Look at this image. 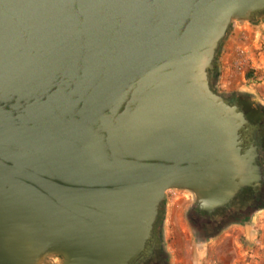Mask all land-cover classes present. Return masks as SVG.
<instances>
[{"label":"water","instance_id":"water-1","mask_svg":"<svg viewBox=\"0 0 264 264\" xmlns=\"http://www.w3.org/2000/svg\"><path fill=\"white\" fill-rule=\"evenodd\" d=\"M264 0H0V264H139L166 193L213 214L264 181L210 78Z\"/></svg>","mask_w":264,"mask_h":264},{"label":"rangeland","instance_id":"rangeland-1","mask_svg":"<svg viewBox=\"0 0 264 264\" xmlns=\"http://www.w3.org/2000/svg\"><path fill=\"white\" fill-rule=\"evenodd\" d=\"M263 21L264 17L259 18L252 23L236 22L232 25L229 35L221 46V50L215 64V67L220 74L216 85L213 87L221 93H228L225 89V86L230 79L228 73H233V76L231 77L232 81L229 83H232L231 87L236 89H234V92H237V89H240L243 94L250 97V102L260 106L264 111V38H260L256 47H252L255 45L250 44L253 39L250 41L247 29L249 25L253 26L261 24V26H263ZM247 71H250L252 76V79L249 81L244 79V74ZM262 163L264 170V157L262 159ZM192 203L193 198L189 193L183 191H169L166 193L165 201L162 206L163 214L165 218H168L171 222L176 221V217H183L186 211L191 210ZM263 211L264 210L258 211V213ZM215 220L217 221V219ZM184 226L187 228V232L189 234L186 241V243L190 246L189 252L183 255V253L180 254L175 251V255L172 256V259H168L169 264H221L222 259L220 260V258L218 261L214 259L212 262H208V256L203 260L197 259V257H194L197 253L192 249H196L198 246L202 249L203 246L207 244L215 241L218 242V240L223 238L225 232L215 240L202 241L197 236L193 235L186 225ZM170 246H174L173 248L175 250V239L170 243Z\"/></svg>","mask_w":264,"mask_h":264},{"label":"crops","instance_id":"crops-1","mask_svg":"<svg viewBox=\"0 0 264 264\" xmlns=\"http://www.w3.org/2000/svg\"><path fill=\"white\" fill-rule=\"evenodd\" d=\"M261 24L253 25L247 28L250 36L252 47H256L260 38H264V21ZM255 39V40H254ZM251 47V48H252ZM230 76L229 82L232 81L233 73H228ZM243 78V77H242ZM244 80V79H242ZM227 83L225 89L227 92H232V83ZM234 83V82H233ZM236 90V89H235ZM242 91L237 89V92ZM172 225V228L170 227ZM187 228L184 226L183 217H176V221L167 220L163 228V237L167 241L172 236H175V250L174 246L167 245V253L172 259L175 251L183 255L189 252V245L186 243ZM197 253V259H204L208 256V262L222 259L221 264H264V211L257 213L251 222L245 226H234L229 228L223 238L196 249H192ZM180 262V260H179Z\"/></svg>","mask_w":264,"mask_h":264},{"label":"flooded vegetation","instance_id":"flooded-vegetation-1","mask_svg":"<svg viewBox=\"0 0 264 264\" xmlns=\"http://www.w3.org/2000/svg\"><path fill=\"white\" fill-rule=\"evenodd\" d=\"M262 16L263 15H261L259 18H262ZM219 74L220 72H218L216 67H214L210 72L211 83L213 86L216 85V82L219 78ZM215 91L222 96L224 95L223 97L226 100H228L230 103H235L236 106L244 114L246 120L250 123L248 118L249 116L248 105H250L251 107L252 105H256V104L250 102V97L248 95L243 94L239 91L238 92L232 91L228 93L226 92L221 93L219 90H215ZM250 124L256 127L257 139L259 140V145L261 146V150L264 151V136L261 135L262 121L257 124L254 123H250ZM253 191H255V194L251 197L252 202H250L247 206L246 204H243V202H241V204L236 205L233 208H229L230 210H228L225 214H221L216 217H212L210 219L205 218L202 215H198L195 212H192V209L188 210L183 215L184 225H186L190 229L193 235L197 236L202 241L215 240L234 225L244 226L253 219L254 215L258 213V211H262L259 210V207H264V181L261 184L260 188L254 189ZM230 205L228 207H230ZM215 219H217V221ZM167 220L169 219L165 218L161 207L153 230L155 237V247L152 250V254L149 257H147L145 260H148L150 257H152L159 249L160 250L162 249L165 253V257L169 259V254L167 253L166 250L167 245L175 239V236H172L167 241L164 239L163 228ZM245 221L246 223H244ZM170 227L172 228L171 224ZM145 260L140 262L139 264L146 263Z\"/></svg>","mask_w":264,"mask_h":264},{"label":"trees","instance_id":"trees-1","mask_svg":"<svg viewBox=\"0 0 264 264\" xmlns=\"http://www.w3.org/2000/svg\"><path fill=\"white\" fill-rule=\"evenodd\" d=\"M244 79L246 81H249L250 79H252L250 71H247L244 74ZM248 110H249L248 118H249L250 123L257 124L262 121V134L261 135L264 136V111L262 110L260 106H256V105H252L251 107L250 105H248ZM254 194H255V191L251 189H244L241 192H239L237 196L233 199L230 207L219 209L210 215H207L206 213H203V212H198L197 210H192V212H195L198 215H202L203 217L210 219L212 217L225 214L228 210H230L229 208H233L234 206L241 204V202H243V204H246L247 206L250 202H252L251 197ZM259 210H264V207H259ZM244 223H246V221ZM145 262L146 263L144 264H168L169 263L168 258L165 257V253L162 249L157 250V252L152 257H150L148 260H145Z\"/></svg>","mask_w":264,"mask_h":264}]
</instances>
